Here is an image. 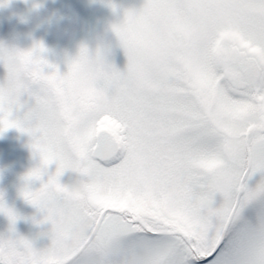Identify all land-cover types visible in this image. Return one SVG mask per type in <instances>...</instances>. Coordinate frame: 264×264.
Masks as SVG:
<instances>
[{
    "label": "snow or ice",
    "instance_id": "snow-or-ice-1",
    "mask_svg": "<svg viewBox=\"0 0 264 264\" xmlns=\"http://www.w3.org/2000/svg\"><path fill=\"white\" fill-rule=\"evenodd\" d=\"M112 31L123 71L107 49L61 74L42 43L0 47V133L30 137L42 187L21 195L52 242L0 197V264H264V0H145Z\"/></svg>",
    "mask_w": 264,
    "mask_h": 264
},
{
    "label": "rangeland",
    "instance_id": "rangeland-1",
    "mask_svg": "<svg viewBox=\"0 0 264 264\" xmlns=\"http://www.w3.org/2000/svg\"><path fill=\"white\" fill-rule=\"evenodd\" d=\"M144 3L145 0H0L4 5L0 6V47L24 50L23 42L32 47L42 43L46 49L44 58L61 74L66 73L68 61L78 55L82 46L90 53L107 49L108 62L123 71L127 60L112 26L124 20L126 11H139ZM5 77L6 70L0 62V85ZM26 149L22 134L15 128L0 133V153L5 161H18ZM32 245L38 251L46 249L39 238H34Z\"/></svg>",
    "mask_w": 264,
    "mask_h": 264
},
{
    "label": "flooded vegetation",
    "instance_id": "flooded-vegetation-1",
    "mask_svg": "<svg viewBox=\"0 0 264 264\" xmlns=\"http://www.w3.org/2000/svg\"><path fill=\"white\" fill-rule=\"evenodd\" d=\"M21 46L24 50L32 48L28 42H23ZM45 70L46 72L52 71L51 69ZM64 70L66 72L68 71L66 68ZM20 134L22 133L20 132ZM22 140H25L27 149L25 155L22 156L23 158L18 161H16L15 158H12V161H10L9 158L5 161L3 155L0 153V170H3V174L0 175V197H2L4 206L13 210L14 213L20 217L15 224L16 234L27 239L31 243L34 238H39L44 248H48L51 246L52 242L50 235H46V233H50L51 224L35 223L34 219L38 222L43 219L44 214L27 203L21 195L25 187L31 191H36L42 187L41 181L26 182L24 180V177L30 170L40 165V159L38 156H33L32 150L29 147L30 137L26 134H22ZM21 162H24V164L21 165ZM55 170V164L50 165L48 173L52 174ZM77 179L78 176L76 173L66 171L60 177V183L71 187ZM43 180L46 182L47 176L43 177ZM9 226L8 218L3 213H0V236L8 233Z\"/></svg>",
    "mask_w": 264,
    "mask_h": 264
},
{
    "label": "clouds",
    "instance_id": "clouds-1",
    "mask_svg": "<svg viewBox=\"0 0 264 264\" xmlns=\"http://www.w3.org/2000/svg\"><path fill=\"white\" fill-rule=\"evenodd\" d=\"M3 174V170H0V175H2Z\"/></svg>",
    "mask_w": 264,
    "mask_h": 264
}]
</instances>
